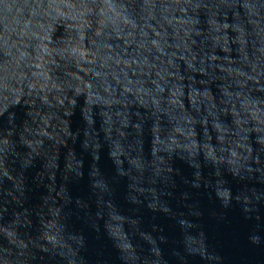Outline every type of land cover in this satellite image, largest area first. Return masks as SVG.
<instances>
[{
  "label": "water",
  "instance_id": "95a60500",
  "mask_svg": "<svg viewBox=\"0 0 264 264\" xmlns=\"http://www.w3.org/2000/svg\"><path fill=\"white\" fill-rule=\"evenodd\" d=\"M0 264H264V0H0Z\"/></svg>",
  "mask_w": 264,
  "mask_h": 264
}]
</instances>
